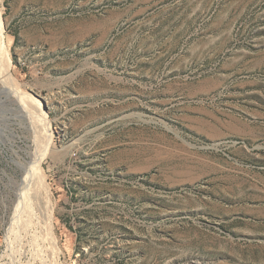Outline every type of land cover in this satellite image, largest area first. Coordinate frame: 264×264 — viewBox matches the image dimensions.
I'll use <instances>...</instances> for the list:
<instances>
[{"label":"rangeland","instance_id":"obj_1","mask_svg":"<svg viewBox=\"0 0 264 264\" xmlns=\"http://www.w3.org/2000/svg\"><path fill=\"white\" fill-rule=\"evenodd\" d=\"M0 9L52 216L18 227V163L49 134L0 81V264H264V0Z\"/></svg>","mask_w":264,"mask_h":264},{"label":"bare ground","instance_id":"obj_2","mask_svg":"<svg viewBox=\"0 0 264 264\" xmlns=\"http://www.w3.org/2000/svg\"><path fill=\"white\" fill-rule=\"evenodd\" d=\"M2 4H3V0H0V8ZM2 14L3 13L1 12V9H0V81L2 83V88H3L2 91L5 92V94L7 93L8 95L11 94V91L14 93L20 94V98L22 99V104L23 106H25V109H27L28 112L32 114L34 117H36L38 120H41L46 123V126H43V127H45L44 128L46 129L45 132H47L48 131L47 129H49V126H48L49 124L47 122L48 118L46 117V113L44 112V107H42L41 102L38 99L36 98L34 99V97L27 94L25 90L21 88V85L19 86L18 82L15 81L11 73L12 63L10 59V44H9L11 41L10 42L7 41V43L5 42L6 24L2 18ZM48 134L49 133L47 132V135ZM47 138H48L46 142L47 153H44L45 150H42V152H40L39 155L35 156L36 158H34L35 159L34 162L32 161L33 163L30 164L31 166L29 165L30 166L29 168L18 163V165L22 167V169L24 168L23 169L24 174L29 170L30 174H32L33 177L31 176L32 177L31 183H29L27 179L23 180L25 178L24 176L22 179V184L18 185V187L16 188L13 187L14 199L12 203H13V208L15 209L14 215L18 218L17 224H19L18 225L19 228L30 226V218H31L30 216L33 215L35 212H37V210L40 212V209H43L46 214L45 216L39 215V220L44 222V228L42 227L41 229L44 230L43 232H46L45 235H47V237L48 236L51 237V233H52L51 232L52 230L51 229L52 227L51 226L52 225L51 224V221H52L51 220L52 218L51 206L47 199L50 193H49V188L44 178V174L41 169V163L43 162L44 157L48 154L49 146L51 145L50 143L51 135L49 134ZM11 180L13 183L14 180L10 179V181ZM11 233L16 234L15 232H12V231ZM14 234H11V235H14ZM8 247L11 250V247L10 246Z\"/></svg>","mask_w":264,"mask_h":264}]
</instances>
